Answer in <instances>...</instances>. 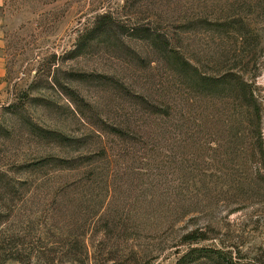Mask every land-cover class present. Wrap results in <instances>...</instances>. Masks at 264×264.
Listing matches in <instances>:
<instances>
[{"label":"rangeland","instance_id":"374dc122","mask_svg":"<svg viewBox=\"0 0 264 264\" xmlns=\"http://www.w3.org/2000/svg\"><path fill=\"white\" fill-rule=\"evenodd\" d=\"M2 15L0 264L264 251L239 85L264 141V0H5ZM196 229L209 239L185 242Z\"/></svg>","mask_w":264,"mask_h":264},{"label":"trees","instance_id":"16d2710c","mask_svg":"<svg viewBox=\"0 0 264 264\" xmlns=\"http://www.w3.org/2000/svg\"><path fill=\"white\" fill-rule=\"evenodd\" d=\"M188 63V62H187ZM234 76V73L228 74ZM228 75H224L226 78ZM244 93L245 106L250 110L252 121L256 122V136L254 141V154L264 158V141L261 133V112L262 106L252 84L239 78ZM257 120V121H256ZM254 123V122H253ZM209 239V235L203 230H192L184 235V241L189 244L199 243ZM264 264V251L247 256L237 247L226 246H190L188 250L182 252L175 264Z\"/></svg>","mask_w":264,"mask_h":264},{"label":"crops","instance_id":"0c3cea01","mask_svg":"<svg viewBox=\"0 0 264 264\" xmlns=\"http://www.w3.org/2000/svg\"><path fill=\"white\" fill-rule=\"evenodd\" d=\"M5 0H0V76L5 72V57L2 49L4 45V16L2 15V8L4 7Z\"/></svg>","mask_w":264,"mask_h":264}]
</instances>
